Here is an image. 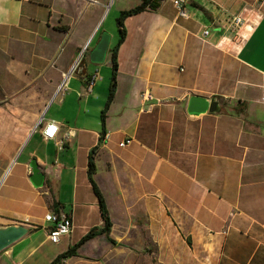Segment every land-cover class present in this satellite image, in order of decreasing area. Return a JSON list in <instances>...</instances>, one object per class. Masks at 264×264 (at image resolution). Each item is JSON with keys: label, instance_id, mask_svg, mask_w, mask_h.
<instances>
[{"label": "crops", "instance_id": "0c3cea01", "mask_svg": "<svg viewBox=\"0 0 264 264\" xmlns=\"http://www.w3.org/2000/svg\"><path fill=\"white\" fill-rule=\"evenodd\" d=\"M107 1L0 0V224L28 227L0 264H49L74 245L56 264H264V0H189L187 18L159 0L126 17L103 122L119 35L102 65L89 53ZM191 94L218 97L219 110L190 116ZM90 157L111 226L79 243L103 225ZM50 210L72 218L63 250Z\"/></svg>", "mask_w": 264, "mask_h": 264}, {"label": "water", "instance_id": "95a60500", "mask_svg": "<svg viewBox=\"0 0 264 264\" xmlns=\"http://www.w3.org/2000/svg\"><path fill=\"white\" fill-rule=\"evenodd\" d=\"M110 42V34L103 31L99 40L89 53V59L92 63L98 64L105 60ZM220 108V100L216 96L210 98L191 94L188 98L186 111L190 116H198L206 112H217ZM31 174L29 180L34 187H40L44 184L45 174L42 171L36 159L29 162ZM28 232V227L21 223L0 224V251L19 240Z\"/></svg>", "mask_w": 264, "mask_h": 264}, {"label": "trees", "instance_id": "16d2710c", "mask_svg": "<svg viewBox=\"0 0 264 264\" xmlns=\"http://www.w3.org/2000/svg\"><path fill=\"white\" fill-rule=\"evenodd\" d=\"M158 2H159V0H141L139 4L133 6L129 9L121 10L119 12V15L117 17L119 38H118L117 43L109 49L110 55H111L110 56V58H111V76H110V86H109L108 97H107V100L105 102V106L101 111V119L103 122L105 119L106 110L108 109V106L113 99L114 92L116 89V71H117V67H118L117 49H118L119 44L123 41V39L125 37L124 19L130 15L137 14V13L145 10L147 7H149L150 9H155L158 6ZM93 167H94V165H93L92 159L90 157L88 173H89V177H90V180L92 183L94 193H95L97 200H98V206H99L101 217L103 219V225L101 227H93L92 229H90L88 234L83 236L80 239L79 243L84 242L86 239L91 238L97 234L109 233L110 226H111V221H110V217H109L108 209L106 207L105 200H104L102 194L100 193L98 187L96 186L95 182H93L91 179V172L93 170ZM76 247H77L76 245L70 246L66 251L60 253L49 264H56L57 262H60L61 260L71 256L75 252Z\"/></svg>", "mask_w": 264, "mask_h": 264}, {"label": "built area", "instance_id": "2783aa9c", "mask_svg": "<svg viewBox=\"0 0 264 264\" xmlns=\"http://www.w3.org/2000/svg\"><path fill=\"white\" fill-rule=\"evenodd\" d=\"M188 2L189 0H173V4L177 10L178 16L187 18L189 16L188 11ZM242 18L241 16H233L231 20V27H236L241 24ZM208 30H204V34H207ZM77 64V63H76ZM76 64L72 66V70L76 67ZM69 73L63 76V80L67 79ZM93 83V80L90 82V85ZM141 96L144 100H151L153 98L152 94L148 90H144L141 92ZM41 120H39L38 124H40ZM58 130V126L54 121H49L42 128L41 133L44 138H54L56 132ZM106 135V134H105ZM130 139H125L119 143L120 146L126 145ZM44 220L50 224V228L48 230V238L53 243H58L61 239L62 235H69L72 231V218L67 213L61 211L50 210L47 211L44 215Z\"/></svg>", "mask_w": 264, "mask_h": 264}, {"label": "rangeland", "instance_id": "374dc122", "mask_svg": "<svg viewBox=\"0 0 264 264\" xmlns=\"http://www.w3.org/2000/svg\"><path fill=\"white\" fill-rule=\"evenodd\" d=\"M139 0H108V7L105 8V12L101 18L100 24L97 27L99 29V33L98 35H101V33L103 31L108 32L110 34L111 40L112 42L117 39L119 33H118V25H117V17L119 15L120 10H124V9H129L133 6H135L137 4ZM168 1V0H167ZM211 8L208 7V10H210ZM89 11L85 14V17L89 18L92 17L95 19V17L98 15V5L94 4V7H92L91 9H88ZM189 10V9H188ZM212 11H216L215 8L212 9ZM199 18L205 22L206 24H208L210 26V31L213 33L215 32V29L213 26L210 25V21L203 15L198 14ZM231 18L233 16H230ZM229 17V19L231 20V18ZM229 20V26L231 27V22ZM104 63V61L102 63L99 64H95V65H102ZM75 75H77L75 73V70H73L70 73V77H74ZM105 106V104H104ZM104 108V107H103ZM261 114H263L264 112H260ZM48 225H50L48 223ZM41 233L44 232V230L40 231ZM63 236V235H62ZM61 236V237H62ZM69 235L63 236L61 238V242L59 244H57L55 246L56 250H63L65 249L69 242H70V237H67ZM68 242V243H67ZM79 260H77V262L75 260H69L66 264H79L78 263Z\"/></svg>", "mask_w": 264, "mask_h": 264}]
</instances>
